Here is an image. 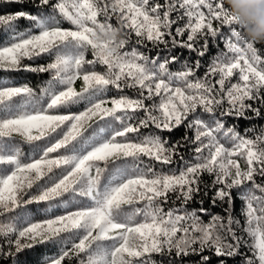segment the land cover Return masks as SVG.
<instances>
[{
    "label": "snow or ice",
    "instance_id": "1",
    "mask_svg": "<svg viewBox=\"0 0 264 264\" xmlns=\"http://www.w3.org/2000/svg\"><path fill=\"white\" fill-rule=\"evenodd\" d=\"M3 2L35 11L0 14V72L49 78L0 82V264H264V127L226 122L264 118V56L224 0Z\"/></svg>",
    "mask_w": 264,
    "mask_h": 264
},
{
    "label": "trees",
    "instance_id": "2",
    "mask_svg": "<svg viewBox=\"0 0 264 264\" xmlns=\"http://www.w3.org/2000/svg\"><path fill=\"white\" fill-rule=\"evenodd\" d=\"M161 3H163V0H160ZM227 7V5H226ZM21 9L27 10V11H32L34 12L35 9L31 6L30 3H25L23 5L20 4H15V3H4L3 0H0V14H8V13H15L16 11H19ZM112 23L115 25V20L112 21ZM20 27L23 29L24 27L27 26L28 22L26 20H20L19 21ZM65 27H68L67 24L64 25ZM217 26L216 23L214 22V27ZM228 28H223L222 32L224 34L228 33ZM135 37H132V41L134 42ZM219 40V38H218ZM132 46V44H129V48ZM255 46L257 47V49H259V54L261 56H264V42H257L255 44ZM149 47H151V45H149ZM220 47H223V44L220 43ZM217 48L214 46L210 45L209 48V52L208 55H206L203 58V63L205 65L208 64L210 58L212 57V55L214 53H216ZM176 53L180 54L182 53L181 56V60H185L186 58H190L191 60H195L196 56L195 54H190L187 50L185 49H180L177 48L176 49ZM89 58H91V53L89 52ZM47 57H44L43 59H38L37 61H35V63H44L45 60H47ZM25 63H29L28 61H25ZM177 67H179V65L173 64L172 68L176 69ZM205 67H201L198 71V75H203V73L205 72ZM49 78V75L47 73H31V72H26V71H20V72H0V82H4V83H8V84H15V85H22L27 83L29 86L33 87L35 90H39V87L42 85V83L44 81H46ZM80 83L77 82V88H79ZM115 92H111L109 93V95H115ZM131 94V93H129ZM83 106L82 105H77L74 106L73 110H82ZM251 115V114H249ZM226 122L228 124H233L235 123V125L238 127V129H240L242 132L249 128V127H255L257 131H259L260 127H264V118H253L251 120H245V119H239V120H235L234 118H227ZM96 126V122H93V127ZM91 131V129L89 130ZM184 128L181 127L180 129H177L176 131H174L173 133L169 134V133H164L165 137H170L171 140L175 141L176 139H178L179 137H181L184 134ZM254 133L249 132L248 135H253ZM189 135H191V133H189ZM17 140H19V138H16ZM21 147V151L26 153L27 155L31 156L33 155V153L31 152V145H26L21 143L20 144ZM156 167L159 169L161 166L160 165H156ZM203 179L205 181H210V177L208 176H204ZM233 195H236V192L234 191ZM203 198L202 197V193L201 196L197 197V201L199 199ZM179 206L177 205H167L166 207H177ZM204 207L209 208L210 212L213 214H223V205L220 206H215L213 207L207 199H205V202L203 204ZM47 207V205H29L28 208L30 209H38V208H44ZM190 209L192 208H196L197 207V203L193 202L188 206ZM240 208H241V200L240 199H236L235 201V214L237 216H239L240 213ZM52 212H57L56 208L51 209ZM64 211V206L61 205L59 208V212L57 214H60ZM41 217L39 215H37V219H40ZM205 220L208 219V216L204 217ZM241 251H245V249H241ZM57 252V248L55 246H53L52 244H44V245H37L36 247L32 248V249H26L24 250L20 255H19V261L22 262V264H45L46 258L49 254H56ZM156 259L158 261L164 259L162 257H156ZM240 258L237 257V260H239ZM229 264H234L233 261H229Z\"/></svg>",
    "mask_w": 264,
    "mask_h": 264
},
{
    "label": "clouds",
    "instance_id": "3",
    "mask_svg": "<svg viewBox=\"0 0 264 264\" xmlns=\"http://www.w3.org/2000/svg\"><path fill=\"white\" fill-rule=\"evenodd\" d=\"M230 15L243 28V35L251 41L264 42V0H224ZM118 32L110 33L104 39H115Z\"/></svg>",
    "mask_w": 264,
    "mask_h": 264
}]
</instances>
